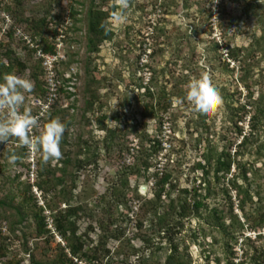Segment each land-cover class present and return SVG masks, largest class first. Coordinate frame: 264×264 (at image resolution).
<instances>
[{"label":"rangeland","instance_id":"obj_1","mask_svg":"<svg viewBox=\"0 0 264 264\" xmlns=\"http://www.w3.org/2000/svg\"><path fill=\"white\" fill-rule=\"evenodd\" d=\"M96 1L102 9H106L111 4L118 5L119 2V0ZM71 4L77 13L76 21L73 25L71 22L72 27L69 29L68 40L66 44L64 43L63 54L67 58L68 52L73 58L72 64L65 72L71 77L68 91H71L73 95L69 98H60L62 106L66 107L69 113L66 117L69 125L64 150L72 159L84 158L88 155L87 152L84 151L82 154L76 151L82 141H87L86 150L96 154L97 157L95 160L90 159V164L77 171L75 188L70 178L72 171L75 170L74 162L67 167V173L64 175L67 189L70 190V186H73L70 201L72 203L82 201L84 207L83 212L77 213L75 217L79 228L78 233L83 236L86 243L94 244L97 239H101L96 222L97 219L102 218L99 210L92 208L96 198L115 184L116 192L125 195L126 202L123 206L117 207V215L113 216L111 227L124 230L125 237L130 239L134 246L141 247L143 236L149 235L152 239L156 236L148 229L149 225L142 222V216L138 210L139 204L133 197L134 192L131 189L138 184L140 196L151 197V188L155 179L152 172L161 167L162 162L159 158L152 160L150 170L141 171L137 177L130 179V188H120V191L118 187H121L122 183L116 178L118 170L131 163L137 154L135 145L139 141L138 137L148 139L158 134L160 114L151 116L145 106L153 103L154 97L146 95L138 85H144L152 75L150 82H153L151 88L153 94L163 87L169 91L177 82L184 85L187 90L188 84L193 79L207 73L219 90L223 104L211 114L201 113L205 118V123L200 128L201 137L206 139L207 136H213L217 141L221 136L235 137L231 119L233 113L239 115L242 111L237 107L253 100L254 98H250L251 95L258 97L257 101L264 103V0H129L127 21L121 24L115 21L113 16L110 17L107 23L113 32L112 38L104 41L98 52L91 54L89 68L92 70L95 67L96 76L91 86L88 84L89 76L84 70L87 58V10L90 0H0V29L1 25L3 27L7 24L5 17H8L10 20L8 31L13 33L12 30L20 28L26 34L32 33L29 26L18 19H39L45 16L48 22L52 21L51 23L58 19L63 21L66 18L64 13ZM58 16L61 19H57ZM12 33L8 41L5 38L7 34L2 37L0 48L14 49L21 54V60H28L27 65H31L33 61L25 54L23 55L21 40ZM154 46L157 55L151 61L149 54ZM248 46H250L249 50H245V54L241 53L236 59L230 58L229 47L246 49ZM149 65L156 66L160 72L164 71V73H160L156 80H153L152 68ZM30 72V69H26L16 75L29 78ZM85 85L96 89V94L99 96L88 110L85 109L86 95L83 93ZM25 96L21 111L24 109L34 111L33 96L31 93H26ZM176 100L172 98L173 104L169 109L172 120L168 121L170 127L175 128L176 137L183 139V143H187L184 146L179 145V149L181 147L182 149L176 156L179 157L182 165L178 177L179 184L190 189L199 182L196 163L201 159L200 154L203 152L206 141L198 142L196 140L198 133L193 131L198 129L195 122L198 112L186 100H184L186 104L184 102V106L179 108ZM247 115L246 120L238 123L244 128L245 133L248 131L249 116ZM236 117L234 116L235 119ZM6 118L7 111L0 110V120ZM47 121L40 123L41 128L37 129L38 135ZM162 130L164 131L163 128ZM112 131L116 133L115 136L111 134ZM107 136L108 139H106ZM120 144H124L125 147L127 145L128 149L117 148ZM20 145L15 137L10 138L6 144H0V202H6L4 205L0 204V216L1 222H5L6 226L16 220L11 203L13 200L14 203L19 201L20 191L24 185L29 183L31 193L37 199V205L43 204V194L34 182L35 174L33 177L28 175V165L32 166L28 152L25 151L27 157L22 155L19 162L15 161V163L10 162V157L4 156V150L18 148ZM252 151L253 147L247 150L244 156L239 157L256 172L254 175L252 171L250 172L247 182L237 180L242 187L241 192L238 193L228 182L231 178V175H228L220 179L216 185L215 195H212L209 200L210 205L221 207L227 205L230 200L233 202L234 213L242 222H244L243 213L249 215L256 212L258 206L256 194L261 192L264 199V154L257 156ZM17 154L16 152L15 157ZM141 186H146V189L142 191ZM224 190L228 191L229 197L223 192ZM242 191H247L251 195L250 200L248 199L243 205L245 212H241L238 206L244 196ZM52 196L49 193L48 197ZM114 204L115 201H113ZM262 206H264V200ZM61 207H65V204L62 203ZM43 214L49 215L47 208ZM50 220L47 216V221L50 222ZM199 223L197 220H191L189 224L192 228H196L200 225ZM89 224L92 225L87 227ZM189 224L187 226H190ZM13 225L17 236L25 234L29 252L25 253L20 246L22 245L20 239H16L9 247L7 258L0 264H5L6 260L12 258H20L21 264H47L61 255L59 245L62 247L65 243L59 235L54 234V237L48 241L38 238L31 218L24 219L16 225L13 222ZM251 225L250 219L242 230L237 231L238 236L243 231V236L249 235L253 238L256 233L250 229ZM261 231L264 233V227ZM187 237L188 234L185 235L184 240L187 245L189 244L188 250L193 258L192 264H203L198 244L189 242ZM210 240V237H207L206 241ZM241 240L239 237L238 243L234 245L236 251L234 264H237L240 259L239 255L243 248ZM255 244L258 245L259 242ZM107 246L113 249L115 242L111 240ZM220 247L219 243L213 247L219 256L222 255ZM134 258H130L128 264L135 262ZM122 261L124 256L114 255L113 258H109L108 263L123 264ZM108 263L106 259L102 262V264Z\"/></svg>","mask_w":264,"mask_h":264},{"label":"trees","instance_id":"obj_2","mask_svg":"<svg viewBox=\"0 0 264 264\" xmlns=\"http://www.w3.org/2000/svg\"><path fill=\"white\" fill-rule=\"evenodd\" d=\"M101 7L102 6L97 4L96 0H90V5L87 10V58L84 63V70L89 76L90 80L88 84L90 86L93 85L95 82L94 78L96 77L94 71L95 67L92 70L89 68L91 65V54L98 52L100 45L104 41L112 38L113 32L108 27L107 21L117 10V5L115 4H111L106 9H102ZM76 14L72 4L64 13L66 17H69L72 25L73 22L76 21ZM58 18L60 17L58 16L57 19ZM18 20L20 22H25L29 26L32 33H27L42 52L50 54L57 53V49L54 45V38L57 33L56 27L59 24H64V20L61 21L58 19L51 23L52 21L48 22L45 16L39 19L31 18ZM102 24L106 25V27H102ZM72 25H66L67 28L63 31L65 34L63 44H66L68 40L69 29ZM12 31L13 33L10 30L7 32V36L5 37L7 39L6 41L11 39L10 33L15 36V31ZM22 47L24 51L23 55L25 54L33 63L27 65L28 60H21V54L15 52L14 49L13 51L12 48H0V80H2L3 76L7 73L19 74L26 69H30L29 79L34 83L31 96H33V98L41 97L46 91L45 82L42 78L43 69L41 61L36 57L35 50L26 47L23 43ZM249 47L250 46L246 49H244V47H229L228 53L230 58L233 57L236 59L241 53L245 54L244 51H248ZM68 54L67 52V58L65 56L62 60H59L55 66L56 78L59 81L58 99L51 105L47 115L39 118L40 123L52 118H58L66 124V131L61 142L62 156L58 160H51L45 163L42 160V153H38L35 162L34 182L43 194L42 205H37V199L32 195L31 185L28 183L24 185L23 189L20 191L19 201L14 203L13 200L11 203L16 220L10 222V224L6 226V224H4L5 222H1L0 216V262L7 258L10 251L9 247L16 239H20L22 244L20 246H22L23 251H25V253L29 252L25 234L17 236L15 234L13 222H15L16 225L17 223L23 222L24 219L31 218L34 222L35 234L38 238L47 239L48 241V239H52L54 234H56L59 235L60 239L65 243L62 247L59 245L61 255L47 264H102L105 259L108 263L109 258H113L114 255L117 257L124 256V261H122L123 264H128V261L132 257H135V262L130 264H192L193 258L191 252L188 250L189 244L187 245L184 240L187 234L189 242L198 244L200 254L203 258V264H234V259L236 257L234 245L238 243L239 237L242 239L241 243H243V248L241 249L239 255L240 259L237 264H264V233L261 231L264 227V206H262L264 199L262 193L258 192L256 194L258 198L256 212L254 214L250 213L249 215H246V213L244 215L243 213L244 222L234 213L233 202L230 200H228L229 202L227 205L222 207L210 205L209 203L211 196L215 195L216 185L219 183L220 179H224L228 175H231L228 182L240 193L242 187L237 183V180L240 179L243 182H247L249 178L248 175L251 171L253 175L256 174L251 166H247V162L239 159V157L244 156L247 150L252 147V152L255 155L260 156L264 154V103H261L262 101L260 100L257 101L258 97L255 98L253 95L250 96L251 99L254 98L253 100L237 107V109H242L240 114L237 113L239 115H234L233 113L231 119V121H233L232 124L234 125L235 133V137L233 138L221 136L217 141L213 136H207L206 139H203L201 137L202 131L200 128L204 125L205 118L198 112L195 121L198 129L193 131L196 134L198 133V139H196L198 142L204 140L206 143L202 149V154H200L201 159L196 163V170L199 171V177L197 178L199 182L197 183L195 181L197 184L190 189L179 184L178 177L182 165L179 157L176 156L182 149V147L179 149V145L181 146V144H183L184 146L187 143H183V139H178L175 135V128L171 127L172 132L168 137L170 146L166 150V153L163 154V158L165 159L163 167L160 170L155 169V171L152 172V176L155 179L151 188V197L140 196L138 193V184L131 189L134 192L133 197L137 200V204H139L138 210L142 216V222L144 221L149 225L148 229L156 236L155 239H152L149 235H145V237L147 236L146 238L141 235L143 236L141 239L142 246L136 247L131 243L130 239L125 237L124 230L111 227L113 216L117 215V207L120 205L123 206L126 202V196L121 192H116L117 186L114 184L96 198L94 208H92L93 210L98 209L102 218L97 219L96 222V226L100 230L99 235L101 239H97V242L94 244L93 242L86 243L83 236L78 233L79 228L75 218L77 213H81L84 210L82 201L72 203L70 199L72 198V189L76 187L77 171L87 164H90V159L95 160L97 157L96 154L92 153V155L86 150L85 145L88 144L87 141H82L81 144L78 145V150L76 151L77 153L82 152V154L84 151L87 152L86 154L88 155L84 158L76 157L72 159V157L68 155V152L64 150L69 125L66 117H68L69 113L67 108L62 106L60 98H69L73 95L71 91H68V84L71 82V77L67 78L65 76L66 70H68L73 61L72 56L70 54L68 56ZM155 55H157V53L154 46L149 54L151 61L154 59ZM146 66H148V64H146ZM149 66L152 68L151 74L154 76L153 80H156V77L160 73H164V71L160 72L156 66ZM151 79L152 75L149 76L144 85L139 84L138 86L144 90L146 95L154 97V99H152L154 102H151L149 106H145L151 116L160 114L158 134L148 139H145V137L143 139L142 137H138L139 141L135 145L137 154L134 156L133 161L118 170L116 178L122 183L120 184L121 187H118L119 190L120 188H130V179L134 176L137 177L141 171L146 172L150 170L152 160L157 159L160 153H162L163 147L160 139L162 134L161 126L164 117H167L168 120H172V115L169 113V109L173 104L172 98L177 99L176 101L178 102L179 108L184 106L185 94L187 91L184 85L177 82L173 85L171 90L166 91V88L163 87L157 89L155 94H153L151 91L153 84V82H150ZM90 86L85 85L83 92L84 95H86V110L90 109L95 99L99 98L96 94L97 90L92 89ZM247 107L249 108L247 109ZM237 109L233 108V110L236 111ZM36 113L37 111L34 108L32 114L35 116ZM246 114H248L247 116L249 117L247 120L248 131L245 133L244 128L238 123L246 120ZM234 116H237L236 119ZM34 132L35 136H37V129H34ZM111 134L115 136L116 133L112 131ZM236 138L239 139L236 140ZM106 139H108V136ZM105 146L107 148V145ZM124 147V144L117 146V148L121 150H123ZM127 147L126 145L125 148L128 149ZM27 148L26 146L20 145L18 148L6 149L4 150V156H15L17 152L16 162H19L22 155L27 157V154H25ZM73 162V168H75V170L72 171L70 178L74 187L70 186L69 190L65 184L64 175L67 173V167ZM223 192L229 197L227 190ZM49 193L53 196L48 197ZM242 194L244 196L241 198V202L238 206L241 212H245L243 205L248 199L250 200L251 195L247 191H242ZM11 199H13L12 196ZM113 201H115V207ZM62 203L65 204L63 208L61 207ZM0 204L4 205L6 202L3 201L0 202ZM45 208L49 211V215L47 216L51 219L52 227L48 226L49 222L47 221V216L43 214ZM250 219L252 221L250 229H253L256 233L254 237L252 238L249 235L243 236V231L238 236L237 231L242 230ZM191 220H197V222H200L199 224L201 226L197 225L196 228H192L189 224ZM92 224L87 225V227H90ZM188 224L190 226H187ZM207 237H210L211 240L206 241ZM199 239L202 240L199 241ZM217 239H219V241ZM111 240L115 242V247L113 249L107 246L108 242ZM255 242H259V244L256 245ZM216 243H219L221 246L222 255L220 256L215 253L213 248ZM5 264H21V259L12 258L6 260Z\"/></svg>","mask_w":264,"mask_h":264},{"label":"clouds","instance_id":"obj_3","mask_svg":"<svg viewBox=\"0 0 264 264\" xmlns=\"http://www.w3.org/2000/svg\"><path fill=\"white\" fill-rule=\"evenodd\" d=\"M129 0H119L113 19L123 24L128 19ZM102 27L106 25L102 24ZM34 83L15 73H7L0 80V110L7 111V118L0 120V144H6L10 138H17L21 145L37 153H42L43 162L58 160L62 156L61 142L66 124L58 118H52L43 125L39 135L33 136V130L41 128L39 119L31 109L21 111L26 93H31ZM185 100L194 110L204 115L217 111L223 104V98L215 87L211 77L205 73L193 79L187 86ZM16 157H10L15 163Z\"/></svg>","mask_w":264,"mask_h":264},{"label":"built area","instance_id":"obj_4","mask_svg":"<svg viewBox=\"0 0 264 264\" xmlns=\"http://www.w3.org/2000/svg\"><path fill=\"white\" fill-rule=\"evenodd\" d=\"M5 18L7 20V22H6L7 24H5L0 29V41L2 40V37L7 34L8 25L10 23V20L8 19V17H5ZM66 25H71V20L69 19V17H66L64 19V24H59L56 27L57 33H56V36L54 38V45L57 49L56 54H50V53L42 52V50L40 48H38V45H36L33 42L30 35L24 33L22 31V29H20V28L14 29L15 36L21 40L23 45H25L26 47H28L32 50H35L36 57L41 61V65H42V69H43V80L45 82L46 91H45L43 96L32 98V105L34 106V108L37 111L35 116H37L38 119L46 116L49 109L51 108V105L58 99L59 81L56 78L55 66L59 60H62L65 57L63 54V45H64L63 39L65 38V34L63 31L67 28ZM65 76L67 78L70 77V75L67 73L65 74ZM164 118L165 119H163L162 126H161L162 134L160 136L161 145L163 147V150H162V153H160V156L158 157L159 161L162 162V166L158 167L157 168L158 170H160L163 167V162L165 160L163 158V154L166 153V150L170 146L168 137L172 132L167 117H164ZM162 128L164 129L165 132L162 130ZM34 133L35 132L33 130V136H35ZM27 152H28L29 162H31L30 164H32V166L29 167V169H28V171H29L28 175L30 177H33L35 174L34 162L37 159L38 153L34 150L29 149V148L27 149ZM49 226L51 227V220L49 222Z\"/></svg>","mask_w":264,"mask_h":264},{"label":"water","instance_id":"obj_5","mask_svg":"<svg viewBox=\"0 0 264 264\" xmlns=\"http://www.w3.org/2000/svg\"><path fill=\"white\" fill-rule=\"evenodd\" d=\"M146 189V186H141V190L144 191Z\"/></svg>","mask_w":264,"mask_h":264}]
</instances>
